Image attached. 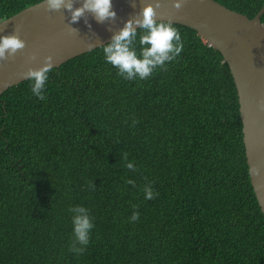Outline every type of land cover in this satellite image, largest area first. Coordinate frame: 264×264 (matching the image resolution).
I'll return each instance as SVG.
<instances>
[{
  "label": "trees",
  "instance_id": "obj_1",
  "mask_svg": "<svg viewBox=\"0 0 264 264\" xmlns=\"http://www.w3.org/2000/svg\"><path fill=\"white\" fill-rule=\"evenodd\" d=\"M215 1L249 18L264 6ZM39 2L0 0V22ZM174 26L182 52L144 80L121 78L96 48L54 68L43 100L28 80L0 95V264H264L230 67ZM73 205L94 223L80 255L69 251Z\"/></svg>",
  "mask_w": 264,
  "mask_h": 264
},
{
  "label": "water",
  "instance_id": "obj_2",
  "mask_svg": "<svg viewBox=\"0 0 264 264\" xmlns=\"http://www.w3.org/2000/svg\"><path fill=\"white\" fill-rule=\"evenodd\" d=\"M81 2L74 0V5ZM147 3L154 0H113L116 17L103 23L91 13L70 23L66 10H49L40 2L1 21L0 35H18L25 46L13 57L0 60V95L25 81L21 74L30 67L39 68L45 56L51 55L54 68H58L106 43L112 32ZM155 11L157 19H171L174 24L198 31L228 63L238 91L247 163L260 169V176L250 175V179L264 214V110L258 107V102L264 100V6L254 18L215 0H182L180 8L173 6V0H161Z\"/></svg>",
  "mask_w": 264,
  "mask_h": 264
},
{
  "label": "clouds",
  "instance_id": "obj_3",
  "mask_svg": "<svg viewBox=\"0 0 264 264\" xmlns=\"http://www.w3.org/2000/svg\"><path fill=\"white\" fill-rule=\"evenodd\" d=\"M182 0H173L175 8L181 7ZM40 4L46 9L59 10L63 8L69 13V22L73 23L86 17L91 13L98 23L114 19L116 11L113 8V0H82L74 5V0H41ZM161 5V0H154V3L145 4L134 16L125 20L118 31L112 32L106 43L95 46L100 48L102 60L117 70V75L125 80H144L148 78L157 68H166L168 62L176 60L184 48L181 33L174 26L171 19H157L156 8ZM87 23V20L85 21ZM89 28L91 25H88ZM72 29H69L71 31ZM25 41L15 34L0 35V60H7L13 57L17 50L24 48ZM89 48H93L89 44ZM54 69L53 57H44V63L39 68H28L23 75L29 81L31 93L38 99H45L46 82L49 80V73ZM5 85L7 81L3 82ZM258 107L264 110V100L258 102ZM136 120H132L134 125ZM124 167L135 170L136 165L128 159L126 152L121 154ZM249 175L260 176V169L249 165ZM126 183L134 184V181L127 179ZM88 187L94 188V183ZM144 198L152 199L154 191L151 182L143 187ZM72 223V241L69 244V251L80 255L85 251V246L90 241V234L94 227L90 210L84 205H73L69 207ZM139 212L133 211L129 217L130 221H136Z\"/></svg>",
  "mask_w": 264,
  "mask_h": 264
}]
</instances>
